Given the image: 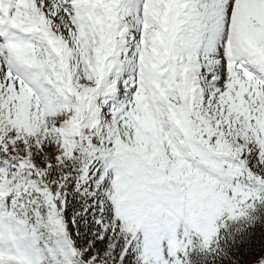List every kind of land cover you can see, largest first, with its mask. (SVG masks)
I'll list each match as a JSON object with an SVG mask.
<instances>
[{
  "label": "snow or ice",
  "instance_id": "6c2138e0",
  "mask_svg": "<svg viewBox=\"0 0 264 264\" xmlns=\"http://www.w3.org/2000/svg\"><path fill=\"white\" fill-rule=\"evenodd\" d=\"M0 264H264V0H0Z\"/></svg>",
  "mask_w": 264,
  "mask_h": 264
}]
</instances>
